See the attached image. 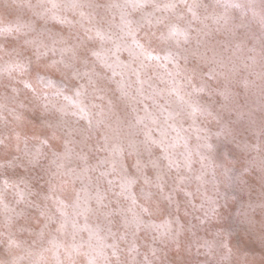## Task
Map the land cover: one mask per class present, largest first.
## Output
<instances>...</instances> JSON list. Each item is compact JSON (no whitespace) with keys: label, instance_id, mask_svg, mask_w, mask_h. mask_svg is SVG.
Instances as JSON below:
<instances>
[{"label":"clouds","instance_id":"1","mask_svg":"<svg viewBox=\"0 0 264 264\" xmlns=\"http://www.w3.org/2000/svg\"><path fill=\"white\" fill-rule=\"evenodd\" d=\"M0 264H264V0H0Z\"/></svg>","mask_w":264,"mask_h":264}]
</instances>
